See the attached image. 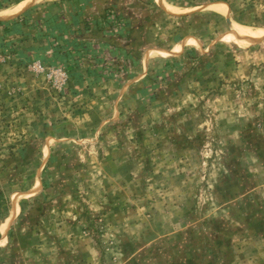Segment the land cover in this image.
<instances>
[{
    "label": "rangeland",
    "instance_id": "374dc122",
    "mask_svg": "<svg viewBox=\"0 0 264 264\" xmlns=\"http://www.w3.org/2000/svg\"><path fill=\"white\" fill-rule=\"evenodd\" d=\"M0 264H264V0H0Z\"/></svg>",
    "mask_w": 264,
    "mask_h": 264
},
{
    "label": "bare ground",
    "instance_id": "6f19581e",
    "mask_svg": "<svg viewBox=\"0 0 264 264\" xmlns=\"http://www.w3.org/2000/svg\"><path fill=\"white\" fill-rule=\"evenodd\" d=\"M219 9H220V8H219ZM241 30H242V33H245V34L248 33V31H246L244 28H241Z\"/></svg>",
    "mask_w": 264,
    "mask_h": 264
},
{
    "label": "crops",
    "instance_id": "0c3cea01",
    "mask_svg": "<svg viewBox=\"0 0 264 264\" xmlns=\"http://www.w3.org/2000/svg\"><path fill=\"white\" fill-rule=\"evenodd\" d=\"M101 6V5H100Z\"/></svg>",
    "mask_w": 264,
    "mask_h": 264
}]
</instances>
